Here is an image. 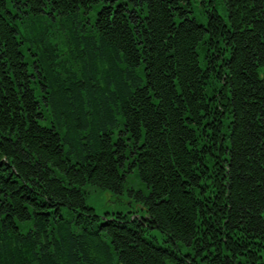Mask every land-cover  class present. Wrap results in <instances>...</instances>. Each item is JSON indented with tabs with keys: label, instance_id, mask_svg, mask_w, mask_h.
Segmentation results:
<instances>
[{
	"label": "trees",
	"instance_id": "trees-1",
	"mask_svg": "<svg viewBox=\"0 0 264 264\" xmlns=\"http://www.w3.org/2000/svg\"><path fill=\"white\" fill-rule=\"evenodd\" d=\"M100 1L0 0V264H264V0Z\"/></svg>",
	"mask_w": 264,
	"mask_h": 264
},
{
	"label": "rangeland",
	"instance_id": "rangeland-1",
	"mask_svg": "<svg viewBox=\"0 0 264 264\" xmlns=\"http://www.w3.org/2000/svg\"><path fill=\"white\" fill-rule=\"evenodd\" d=\"M218 12L225 18H227V11L222 4V0H215ZM113 2L111 0L105 1L101 0L100 4H96L94 8L90 11V15L92 18H95L97 12L101 9L102 6L111 5ZM118 3L116 1L113 3L114 5ZM200 21H202L201 15L198 13L196 16ZM61 28L62 25L59 24L57 26ZM128 182L127 186L139 191H143L144 193H148L147 186L142 183L138 172H131L127 174ZM85 193L87 205L94 208L95 212L98 216H100V220L103 222L105 220H112L115 217H118L121 214L127 215L132 220L133 218H137L138 221L142 222V218H147L146 212L144 211L141 205H136L135 198L129 194L128 189L124 194H116L111 191L102 190L92 185H85L82 187ZM71 214H76L71 211L64 210V215L66 217H70ZM143 228L147 229L146 236L149 239L155 241L156 243L163 245V234L158 229H151L148 227L146 222H143ZM183 251L186 252V249L183 248Z\"/></svg>",
	"mask_w": 264,
	"mask_h": 264
},
{
	"label": "bare ground",
	"instance_id": "bare-ground-1",
	"mask_svg": "<svg viewBox=\"0 0 264 264\" xmlns=\"http://www.w3.org/2000/svg\"><path fill=\"white\" fill-rule=\"evenodd\" d=\"M78 61H80V60H78ZM87 203V202H86ZM95 210V209H94ZM95 214H96V212H95ZM97 215V214H96ZM98 216V215H97ZM100 217V216H99Z\"/></svg>",
	"mask_w": 264,
	"mask_h": 264
}]
</instances>
